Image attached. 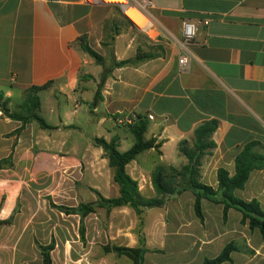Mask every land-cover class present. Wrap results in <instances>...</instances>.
Listing matches in <instances>:
<instances>
[{"label": "crops", "instance_id": "0c3cea01", "mask_svg": "<svg viewBox=\"0 0 264 264\" xmlns=\"http://www.w3.org/2000/svg\"><path fill=\"white\" fill-rule=\"evenodd\" d=\"M147 1L152 24L143 34L120 27L100 0H0V91L13 109L27 88L49 83L38 93V114L52 127L22 126L0 111V264H42L39 245L50 243L51 264H133L111 247H137L141 237L142 264H201L230 241L240 249L221 264H264V234L233 208L224 218L222 204L205 198L200 218L189 190L139 215L128 204L109 208L99 199L119 196V186L93 139L117 137L118 149L125 138L134 143L128 125L115 122L119 115L142 117L144 137L160 143L159 151L143 150L125 166L144 197L157 196L155 166L186 163L178 144L191 141L205 120H217V128L215 147L201 158L202 182L216 187L219 167L232 174L249 141L264 152V0ZM183 21L195 22L197 32L181 69ZM112 34L116 60L138 48L158 54L113 68L97 96L103 67L80 42L108 65L102 42ZM94 119L108 127L103 136L83 132ZM235 195L257 199L264 210V168L251 171Z\"/></svg>", "mask_w": 264, "mask_h": 264}, {"label": "trees", "instance_id": "16d2710c", "mask_svg": "<svg viewBox=\"0 0 264 264\" xmlns=\"http://www.w3.org/2000/svg\"><path fill=\"white\" fill-rule=\"evenodd\" d=\"M121 16L135 25L125 14L121 13ZM117 29V27L114 29L113 34H115ZM113 34L108 35L107 40L102 42L103 46L109 47L110 63L108 65L106 64L105 57L93 50L81 38V49L103 67L97 96L102 81L113 68L135 64L158 54L157 51L146 52L138 48L133 57L116 60L111 52ZM48 85L49 83H46L27 88L23 100L13 109L9 107V99L5 98L0 91L1 113L6 117L20 121L22 126L31 121H36L42 128H52L38 114L40 106L38 93ZM127 125L134 136V143L127 150L120 151L118 149L117 137H112L110 140H106L104 137H95L93 139L94 145L103 150V154L108 159L109 166L113 167V179L119 186V196L111 198L99 197L103 204L109 208L128 204L139 215L143 208L162 206L169 197L189 190L194 197V212L200 218L202 217L201 199L205 198L213 203L222 204L224 218H226L228 209L233 208L241 213V221L247 222L250 229L256 228L261 234H264V210L261 208L259 201L255 198L244 200L235 195V190L244 186L251 171L264 168V152L257 150L258 141L252 140L247 142L235 155L234 172L232 174L223 167L217 169V186L213 187L202 182L200 179L201 158L203 155L210 153L215 147L211 136L217 128V120H205L195 127L191 141L184 139L178 144V150L186 158V163L178 168L162 165L155 166L151 173V182L157 196L144 197L139 192L137 181L129 176L125 170V166L143 150L154 148L159 151L160 143H156L154 138L146 139L144 137L147 123L142 117H136L133 123ZM52 247V243L45 246L39 245L42 264H51L50 251ZM111 249L118 254L129 256L133 264H142L145 252L142 237L139 239V246L137 247L112 246ZM239 249L240 246L236 242L230 241L223 246L218 255L212 258H205L201 264H221L230 259L231 251Z\"/></svg>", "mask_w": 264, "mask_h": 264}, {"label": "built area", "instance_id": "2783aa9c", "mask_svg": "<svg viewBox=\"0 0 264 264\" xmlns=\"http://www.w3.org/2000/svg\"><path fill=\"white\" fill-rule=\"evenodd\" d=\"M87 1H96V0H87ZM102 1V0H100ZM149 4V1L144 0L143 2H132L131 0H127L126 5H131L137 8L147 19V22L143 27H140L141 30L147 32L149 27L152 24V19L150 14L147 12L146 5ZM132 21V20H131ZM133 22V21H132ZM134 23V22H133ZM204 23H207L205 20ZM136 25V23H134ZM197 32V24L195 22L191 21H183L182 23V29H181V40L180 44L181 47L184 49L181 57L178 59L179 65L182 68L185 67V65L188 63L189 58L192 56L191 52L188 49L189 44L193 40L194 36ZM134 115H119L115 118V122L118 124H131L135 120ZM149 118H152L151 115H149ZM264 124V119L262 120Z\"/></svg>", "mask_w": 264, "mask_h": 264}, {"label": "rangeland", "instance_id": "374dc122", "mask_svg": "<svg viewBox=\"0 0 264 264\" xmlns=\"http://www.w3.org/2000/svg\"><path fill=\"white\" fill-rule=\"evenodd\" d=\"M105 2V1H103ZM105 3H108L112 6V11L118 16V24L119 26H132L134 28H137L139 29V31L143 34H145V31L141 30L140 29V26L138 25H133L131 22L125 20L122 16H121V13L125 14L123 11H122V8L118 5L120 4H127V0H125L124 2H105ZM120 3V4H119ZM126 17H128L126 14H125ZM129 18V17H128ZM130 19V18H129ZM131 20V19H130ZM95 122H93V127L91 126H83L82 129H83V132H87V134L91 135V134H94V136H103L106 132V128H108L106 125L104 124H100L99 126L96 125V119H94ZM129 137H131V134H128ZM132 145L131 141H127V139L125 138V140H123V143L122 145L119 147V150H127L130 146ZM154 211V210H152Z\"/></svg>", "mask_w": 264, "mask_h": 264}, {"label": "bare ground", "instance_id": "6f19581e", "mask_svg": "<svg viewBox=\"0 0 264 264\" xmlns=\"http://www.w3.org/2000/svg\"><path fill=\"white\" fill-rule=\"evenodd\" d=\"M105 2H124L125 0H102ZM124 13L134 22L136 25L143 27L147 22L146 17L134 6L124 5Z\"/></svg>", "mask_w": 264, "mask_h": 264}, {"label": "water", "instance_id": "95a60500", "mask_svg": "<svg viewBox=\"0 0 264 264\" xmlns=\"http://www.w3.org/2000/svg\"><path fill=\"white\" fill-rule=\"evenodd\" d=\"M120 4V3H119ZM124 3L123 4H120V7L122 8V11L124 12ZM0 108H1V106H0Z\"/></svg>", "mask_w": 264, "mask_h": 264}]
</instances>
